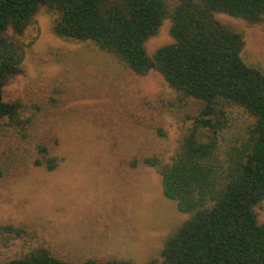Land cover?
<instances>
[{"label": "trees", "instance_id": "1", "mask_svg": "<svg viewBox=\"0 0 264 264\" xmlns=\"http://www.w3.org/2000/svg\"><path fill=\"white\" fill-rule=\"evenodd\" d=\"M54 35L89 42L136 75L158 72L174 91L164 106L181 118L171 155L141 160L161 178L162 194L185 214L143 264H264V72L242 57V34L216 13L248 25L264 20V0H0V180L25 152L53 170L58 143L38 131V105L4 99L8 79L23 71L21 37L38 11ZM169 19L170 43L151 54L145 42ZM2 145V146H1ZM9 148V149H10ZM22 223L0 222V245L30 236ZM4 264H138L130 259L71 260L40 245Z\"/></svg>", "mask_w": 264, "mask_h": 264}, {"label": "rangeland", "instance_id": "2", "mask_svg": "<svg viewBox=\"0 0 264 264\" xmlns=\"http://www.w3.org/2000/svg\"><path fill=\"white\" fill-rule=\"evenodd\" d=\"M215 17L242 34L243 61L264 72V20ZM169 25L165 19L147 39L149 54L172 41ZM21 41L23 71L8 79L4 99L40 107L38 131L58 140L51 147L58 165L37 166L28 152L8 159L12 142L1 154L12 165L0 180V222L26 224L31 234L0 245V264L40 245L65 259L145 263L185 218L141 162L166 158L177 144L181 118L164 106L174 91L156 71L136 75L89 42L57 37L44 10ZM255 210L263 222L264 199Z\"/></svg>", "mask_w": 264, "mask_h": 264}]
</instances>
